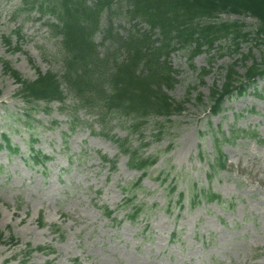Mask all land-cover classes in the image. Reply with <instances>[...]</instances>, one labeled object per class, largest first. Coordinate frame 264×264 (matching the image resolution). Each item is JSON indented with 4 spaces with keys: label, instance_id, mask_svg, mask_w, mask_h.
Here are the masks:
<instances>
[{
    "label": "rangeland",
    "instance_id": "rangeland-1",
    "mask_svg": "<svg viewBox=\"0 0 264 264\" xmlns=\"http://www.w3.org/2000/svg\"><path fill=\"white\" fill-rule=\"evenodd\" d=\"M47 18L29 12L21 0L0 2V143L8 135L21 152L0 150V264H264V78L243 97L227 100L217 116L208 111L210 93L222 88L228 65L236 63L242 78L247 67L261 62L259 22L246 14L220 15L213 20L236 22L247 35L237 51L229 36L193 65L184 50L172 55L177 82L165 93L186 101L185 111L168 120L151 118L141 137H130L143 158L157 155L158 161L125 206L130 194L123 189L141 172L129 168L120 152L117 141L128 132L118 120H109L102 130L95 111L75 114L72 96L65 105L28 104L5 73L8 63L24 80L47 72L62 75L63 53L59 40L50 36ZM112 22L120 35H127V21L117 15ZM139 28L143 32L144 24ZM8 36L10 46L3 41ZM102 42L98 33L95 43ZM112 42L109 38L99 51L117 55ZM204 68L209 73L202 77ZM159 122L165 129L157 140ZM233 130L257 135L238 133L233 141L221 142L227 167L209 174L214 139L228 138ZM32 147L52 156L46 171L26 165ZM172 186L184 192L182 208L176 193L171 196ZM193 186L219 193L222 204L189 208ZM102 207L113 212L111 218ZM137 210V218L130 219ZM38 247L46 249L39 252ZM29 249L35 251L28 255Z\"/></svg>",
    "mask_w": 264,
    "mask_h": 264
},
{
    "label": "trees",
    "instance_id": "trees-1",
    "mask_svg": "<svg viewBox=\"0 0 264 264\" xmlns=\"http://www.w3.org/2000/svg\"><path fill=\"white\" fill-rule=\"evenodd\" d=\"M29 10H37L41 17L50 15L57 21L52 24L56 35L62 37L64 46V74L40 73L34 81L24 80L19 72L4 63L5 73L14 78L19 85L18 96L28 104L37 102L47 104L55 101L64 103L68 95L78 99L82 106L100 111V121L106 128L108 117H133L131 129L137 132L152 116L169 118L175 113H181L186 101L175 102L164 92V87L172 88L175 79L169 65L171 53L178 50L188 52V60L203 53L210 52L215 42L221 38L232 36L235 50L239 40L246 38L241 26L237 23H221L213 21L221 14H246L259 22L257 32L264 34V0H25ZM127 4V13L122 3ZM118 5V6H117ZM118 9L128 22L144 23L149 31L146 33L130 32L120 38L113 33L111 16ZM107 18V25L102 29V15ZM133 26V27H134ZM157 29L160 39H153V30ZM102 31L104 39L117 40L119 49H124L125 57L119 60L117 56L104 55L94 43L97 32ZM140 33V31L138 30ZM122 37V36H121ZM6 44L9 40L4 39ZM156 43L159 45L156 46ZM236 63L226 69L225 83L222 89H213L210 94L212 113L221 111V105L234 92L243 95L256 78L264 77V54L261 62H254L247 67L242 78L235 71ZM205 73V72H203ZM198 101L202 103V97ZM25 126L30 127L28 122ZM163 125V124H162ZM155 135L160 140L164 135V127L158 126ZM234 134V133H232ZM255 136V135H254ZM34 139H31L33 143ZM121 151L129 157V167L143 171L152 167L155 157L142 159L139 150L131 148L129 141H117ZM7 149L9 155L20 154L19 148L13 146L7 135H3L0 150ZM217 157L211 166V171L225 169V161L216 147ZM51 157L33 147L29 151L25 163L30 168L44 166ZM104 161H107L104 158ZM139 186V182L136 183ZM125 191H128L125 189ZM130 193H134L130 190ZM195 192V189H191ZM197 195V194H196ZM208 201H221L220 196L208 193L204 196ZM128 205L132 198L128 200ZM144 208V206H142ZM143 211V210H141ZM105 215L111 217L107 209ZM139 213V210H138ZM137 213V214H138ZM136 215H131L136 219ZM40 222V227H43ZM4 235L0 233V240ZM12 241L14 239L12 238ZM44 252V247H38ZM33 250H28L29 255ZM19 264H27L26 260Z\"/></svg>",
    "mask_w": 264,
    "mask_h": 264
}]
</instances>
